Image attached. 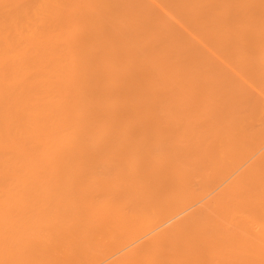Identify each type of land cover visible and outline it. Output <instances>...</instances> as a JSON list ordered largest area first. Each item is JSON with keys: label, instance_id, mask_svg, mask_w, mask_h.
I'll return each mask as SVG.
<instances>
[{"label": "bare ground", "instance_id": "bare-ground-1", "mask_svg": "<svg viewBox=\"0 0 264 264\" xmlns=\"http://www.w3.org/2000/svg\"><path fill=\"white\" fill-rule=\"evenodd\" d=\"M262 120L264 0H0V264H264Z\"/></svg>", "mask_w": 264, "mask_h": 264}, {"label": "rangeland", "instance_id": "rangeland-1", "mask_svg": "<svg viewBox=\"0 0 264 264\" xmlns=\"http://www.w3.org/2000/svg\"><path fill=\"white\" fill-rule=\"evenodd\" d=\"M258 129H263L264 128V124H263V120L261 121V123L257 126ZM262 153H264V149H262L257 155L255 156H252V155H249L248 156V160L243 164V167L240 168L239 172L244 170L245 168H247L258 156H260ZM251 255H257L258 252H251L250 253Z\"/></svg>", "mask_w": 264, "mask_h": 264}]
</instances>
